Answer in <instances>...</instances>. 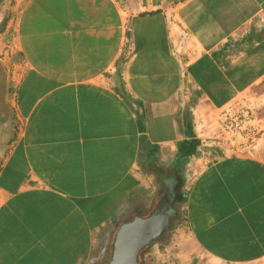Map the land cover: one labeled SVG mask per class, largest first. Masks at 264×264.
I'll list each match as a JSON object with an SVG mask.
<instances>
[{
    "label": "crops",
    "instance_id": "obj_1",
    "mask_svg": "<svg viewBox=\"0 0 264 264\" xmlns=\"http://www.w3.org/2000/svg\"><path fill=\"white\" fill-rule=\"evenodd\" d=\"M252 1L201 38L212 0H69L49 14L19 0L0 35V264H89L167 190L182 264H264V149L217 140L221 113L264 81ZM148 248L147 263L160 254Z\"/></svg>",
    "mask_w": 264,
    "mask_h": 264
},
{
    "label": "rangeland",
    "instance_id": "obj_2",
    "mask_svg": "<svg viewBox=\"0 0 264 264\" xmlns=\"http://www.w3.org/2000/svg\"><path fill=\"white\" fill-rule=\"evenodd\" d=\"M18 2L19 0H0V29H2L1 23L5 17L11 15L12 19L13 13L16 15ZM1 34L2 31L0 32ZM8 49V46H0V50L3 52L1 53L0 51L1 57H5ZM8 53L7 58L10 56V50ZM255 97L257 99H254ZM219 127L220 131L217 135L221 137L217 140L223 145L222 149H226L227 144H229L231 149L251 151L264 149V81L254 86L249 97H243L242 102H237L235 107H231L229 111L225 110L221 113ZM177 220V218H174L170 229L145 248L158 246L160 254L152 258L149 263L145 262L140 254V264H169L170 261L171 264H182L177 256L179 249L177 247L175 248L176 250L174 248L171 249L174 243L179 240L178 236L177 238L174 237L178 224ZM113 241L114 239L111 238L101 245L98 244L89 264H107L111 257ZM164 254L171 256L172 259L164 260L163 256L160 258V255ZM167 256L165 257L168 258L169 256Z\"/></svg>",
    "mask_w": 264,
    "mask_h": 264
},
{
    "label": "water",
    "instance_id": "obj_3",
    "mask_svg": "<svg viewBox=\"0 0 264 264\" xmlns=\"http://www.w3.org/2000/svg\"><path fill=\"white\" fill-rule=\"evenodd\" d=\"M173 202L174 193L167 190L151 214L146 217L136 214L123 223L115 234L107 264H140L141 252L170 229L171 218L176 214Z\"/></svg>",
    "mask_w": 264,
    "mask_h": 264
},
{
    "label": "trees",
    "instance_id": "obj_4",
    "mask_svg": "<svg viewBox=\"0 0 264 264\" xmlns=\"http://www.w3.org/2000/svg\"><path fill=\"white\" fill-rule=\"evenodd\" d=\"M39 1L41 3V7H39L40 10L44 14H49L51 13L50 11L54 10L53 6L66 5L69 0H39ZM181 1L184 0H170V2L174 4H177ZM244 1L246 0H212V2L215 3L212 9L211 18L209 19V15H208L207 20H204L205 22L204 21L202 22L203 25L198 30V34L200 35V37L204 38L203 33L207 32L206 29L208 28L209 24L211 26H214L216 20L218 21L219 24H225L226 26H228L229 29L243 22L246 19L247 15H249V11L253 12L254 10H256L255 4L252 0L250 4L249 2L246 1L247 2L246 3ZM208 11L209 10H206V12ZM10 18L11 15H8L2 21L1 23L2 29H0V32L4 30ZM255 33H256L255 31H251L249 35L245 36L241 40L240 44L243 42L252 43L253 40L255 39V35H254Z\"/></svg>",
    "mask_w": 264,
    "mask_h": 264
}]
</instances>
